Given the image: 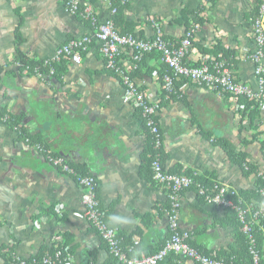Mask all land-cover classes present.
I'll return each instance as SVG.
<instances>
[{
    "label": "crops",
    "instance_id": "crops-1",
    "mask_svg": "<svg viewBox=\"0 0 264 264\" xmlns=\"http://www.w3.org/2000/svg\"><path fill=\"white\" fill-rule=\"evenodd\" d=\"M107 1L81 0L97 21L91 26L70 13L63 0H0V110L21 116L20 124L31 136L42 135L43 146L94 176L110 224L119 235L133 236L132 246L138 240L135 251L146 256L169 238L168 191L142 173L148 165L145 153L150 135L135 106L125 98L121 77L106 68L97 44L82 54L80 63L65 58L69 61L62 63L65 71L60 80L42 78L18 62L19 49L44 61L70 40L92 36L98 24L110 17ZM201 6L209 5L206 0H132L126 14L131 21L143 22L136 30L142 38L154 34L148 21L157 18L165 35L180 41L186 32L177 23L180 11ZM250 10L249 0H218L208 8L186 62L226 60L238 82L258 89L250 57L256 48L253 23L246 19ZM219 42L235 55L223 59L203 52ZM132 60V55H122L123 65ZM164 66L161 59L151 63L158 72ZM148 69L144 66L135 80L153 102L160 103L157 119L165 168L213 174V180L236 192L255 190L261 176L245 175L217 142L229 140L263 172L264 113L257 115L253 109L245 113L235 96L219 95L186 79L176 80L174 99H169L162 81L154 73L149 76ZM84 192L75 178L48 162L35 145L20 138L18 127L13 129L3 118L0 264H8L9 255L12 260L14 256L36 259L40 264L56 248L72 255V264H110L106 242L85 217ZM182 202L181 226L190 232L198 250L216 255L236 244L228 208L205 201L196 189L186 191ZM162 264L197 263L171 254Z\"/></svg>",
    "mask_w": 264,
    "mask_h": 264
},
{
    "label": "built area",
    "instance_id": "built-area-1",
    "mask_svg": "<svg viewBox=\"0 0 264 264\" xmlns=\"http://www.w3.org/2000/svg\"><path fill=\"white\" fill-rule=\"evenodd\" d=\"M125 2V1H124ZM66 9L76 14L81 7L80 0H64ZM116 13V9L113 10ZM86 18H91L93 24L97 21L91 12H86ZM154 34L148 38H140L134 35H121L115 28V22L109 17L105 22L100 23L96 40L101 54L103 55L106 68L117 76L125 88V98L131 101L136 109L141 110L145 119V126L152 140V153L150 154L151 169L153 180L157 186L165 187L168 191L169 207L167 217L169 220V238L165 244L155 253L148 256H137L135 246L124 248L123 239L119 235L117 227L112 226L106 220V212L101 206L97 193V183L93 175L81 174L77 168L70 164L63 156L54 154L49 148L41 144L35 147L41 152L45 159L63 173L71 176L84 188L83 205L85 217L91 226L106 242L112 256L116 259V264H162L171 254L182 256L197 264H236L234 261L218 260L209 256L196 247L191 245V234L181 226L180 216L183 205V194L196 188L197 194L205 201L223 206L225 208L233 207L239 216L243 225L242 230L250 243V250L254 256L253 264H259V253L255 247L256 240L253 234L254 224L258 218L264 217V207L250 216L249 211L236 205L229 194L235 195V191L225 185H216L208 188L197 183L194 176L191 177L183 171L181 174L172 173L165 168L163 163V133L160 122L158 121V112L160 103L153 102L147 93L132 77V71L138 69V63L142 57L156 51L161 55V60L171 70L172 74L164 76V89L168 94L175 93V81L186 79L202 87L216 92L219 95L231 94L233 96H244L259 103L261 112L264 113V2L261 5L259 15L253 24L254 39L256 49L251 54V60L255 63V72L258 78V89H253L247 85L238 82L229 68L226 60L212 61L209 58L203 59L200 65L192 66L186 62L187 54L192 47V42L196 29L192 28L185 32L180 43H174L165 38L162 27L154 23ZM93 43L90 35L72 39L67 44L60 47L55 55L46 58L45 64L51 66L50 74H55L54 64L59 63L65 58H70L74 62L80 63L82 54L88 52ZM126 55H132V63L123 65L121 58L123 52ZM35 73L42 78L45 76L39 68ZM158 76V72H154ZM7 118L4 121L7 122ZM264 179V171L259 174ZM264 195V189L261 190ZM57 249V250H56ZM53 253H47L40 264H72L73 256L65 254L60 248H56ZM60 249V250H59ZM36 259H20L13 257L11 264H38Z\"/></svg>",
    "mask_w": 264,
    "mask_h": 264
},
{
    "label": "trees",
    "instance_id": "trees-1",
    "mask_svg": "<svg viewBox=\"0 0 264 264\" xmlns=\"http://www.w3.org/2000/svg\"><path fill=\"white\" fill-rule=\"evenodd\" d=\"M125 1V2H124ZM251 1V10L246 14V19L253 23L255 22L256 18L259 15V11L261 8V5L263 4L264 0H249ZM132 0H108L107 3L109 4V9L108 12L110 14V17L113 19V21L116 24V28L120 31L121 34L127 35V34H136L137 27L139 25H142L143 22H134L129 20L126 12L129 10L131 6ZM209 6H201L195 10H191L189 8H183L178 16L177 23L184 26L186 31L190 30L192 28H195L196 26H201L204 24L205 19L202 18L203 13L208 9L214 7V5L218 2V0H206ZM116 9V13H113V10ZM84 22L87 24H90L93 26V21L91 18H86L85 14V8L80 7L79 12L77 13ZM207 20V19H206ZM208 21V20H207ZM24 18L21 15L20 16V22L17 28V43L20 46L23 42L22 34H21V27L23 25ZM154 22L160 23V20L157 18H153L152 20L148 21V24H153ZM146 23V22H145ZM145 38V37H143ZM165 38L169 41L179 43L181 41L178 40H173L169 39L166 35ZM256 45V42H255ZM205 54H212L215 56V58H218L221 56V58L225 59L228 58L230 59L232 56L235 55V52L232 50L227 49L221 42L217 43L212 50H203ZM252 53V52H251ZM161 59V55L159 53H151L147 54L144 56L143 61L141 62L139 69L132 74L133 79L138 77L140 75V70L144 66H148V75L151 76L154 72L155 67H151V63L155 60ZM69 59H63L59 63L54 64V68L56 70L55 74L51 75L50 74V69L51 66H48L45 64V61L43 60H37L36 58H32L29 56H26L23 54L20 49H19V58L18 62L23 65V68L28 70L31 73H35V70L39 68L40 72L45 76V78L49 80H60L63 71H65V68L62 67V63L68 62ZM233 62V60H231ZM236 63V62H235ZM199 65V64H196ZM166 74H172L171 70L168 68L167 65L162 67L160 71L158 72V79L162 81L163 87H164V76ZM175 81V85H176ZM166 92V90L164 89ZM211 91V90H210ZM216 93V92H215ZM169 96V99H174V94H168L166 92L165 97ZM231 95V94H229ZM233 96V95H232ZM236 98L240 99L239 104L243 105L245 109V113H248L253 109L254 113L258 115L260 113V108H259V103L256 100H251L247 97L244 96H235ZM168 101V100H167ZM137 113L139 117L143 119L145 122L144 118L142 117L141 110L137 109ZM3 118H7V123L9 126H11L13 129H16L17 127L19 128V134L20 138L24 140H28L30 144L36 145L38 143L44 144L42 141V135H37V136H31L26 129L20 124L22 121L21 116H15L14 114L10 113L8 110H0V121ZM149 147L146 150L145 153V159L146 162H148V165L146 166L145 170L142 172L145 174V177L148 180H151L154 184L153 180V172L151 169V161L152 158L150 154L152 153V140L151 137L149 136L148 139ZM217 145L220 146L228 155L230 160L235 163L236 165L240 166L242 170L244 171L245 175H258L260 174V169H258L257 165L250 163L248 159V153L247 152H240L237 150V147L230 142L229 140L226 139H221L217 142ZM263 149H264V144H263ZM77 170L84 175H91L85 171L83 167H77ZM184 170L182 169H177L175 171H172V173L176 174H181ZM186 174L195 178L197 183H201L205 187L208 188H213L216 185H218V181L213 180V174L207 173L204 175H195L193 171H186ZM192 189H196L195 187ZM264 189V179L259 177V181L257 184V188L255 190H239L235 191V195L229 194L230 198H232L236 205H239L243 209H246L249 211L250 216H252L255 212L260 210L262 207H264V195L261 193V190ZM98 190V188H97ZM98 193V192H97ZM228 218L230 219L229 225L232 226L235 230V239H236V244L231 247L229 251H221L219 253L212 254L208 252H203L209 256H212L218 260H226L228 262L234 261L236 264H253L254 262V256L251 253L250 250V243L248 241L247 236L244 234L242 230V223L239 219L237 211L231 207L228 208ZM106 212V220L110 224V219H109V214L107 211ZM253 234L256 240L255 247L259 253V264H264V217H260L257 219V221L254 224L253 228ZM121 238L124 240L123 241V246L124 248H128L132 244V238L128 237L126 235H120ZM192 246H194L191 243ZM132 246V245H131ZM136 246V245H134ZM195 247V246H194ZM136 255H138V252L135 251ZM154 253V252H153ZM65 254H68L65 251ZM152 254V253H151ZM148 254V255H151ZM174 254V253H173ZM146 255V256H148ZM8 264H11L12 262V257L9 255ZM145 256V255H144ZM141 257V256H140ZM110 264H116V259L114 256H112V260Z\"/></svg>",
    "mask_w": 264,
    "mask_h": 264
},
{
    "label": "rangeland",
    "instance_id": "rangeland-1",
    "mask_svg": "<svg viewBox=\"0 0 264 264\" xmlns=\"http://www.w3.org/2000/svg\"><path fill=\"white\" fill-rule=\"evenodd\" d=\"M80 1H81V0H80ZM139 1L141 2L142 0H139ZM63 3H64V0H63ZM64 5H65V4H64ZM81 6H82V5H81ZM70 13H71V12H70ZM72 14H73V13H72ZM74 15H78V14L76 13V14H74ZM154 23H157V22H154ZM154 23H153V24H154ZM157 24H159V25L162 27V24H161V23H157ZM99 25H100V24H98V29H97V30L94 32V34L92 35L93 43H92V45L90 46L89 50L91 49V47H92L93 45H95V44L99 45V44H98V41L96 40V34L98 35V33L100 32V31H98V30H99ZM199 27H200V26H199ZM115 28H116V24H115ZM162 29H163V27H162ZM197 29H198V28H197ZM197 29H196V30H197ZM116 30L120 33V31H119L117 28H116ZM163 32H164V30H163ZM120 34H121V33H120ZM121 35H123V34H121ZM127 35H134V36H138V37L141 38V36H139V35H137V34H127ZM164 36H165V32H164ZM194 38H195V35H194ZM182 39H183V38H182ZM182 39H181V41H182ZM181 41H180V42H181ZM193 41H194V39H193ZM180 42H179V43H180ZM174 43H175V42H174ZM192 45H193V42H192ZM190 49H191V48H190ZM255 49H256V48H255ZM89 50H88V51H89ZM126 51H127V50H125V51L123 52V54H124ZM189 51H190V50H189ZM254 51H255V50H254ZM254 51H253V52H254ZM253 52H252V53H253ZM151 53H156V51L151 52ZM151 53H147V54H151ZM252 53H251V54H252ZM54 55H55V54H54ZM54 55H53V56H54ZM250 57H251V56H250ZM50 58H51V57H50ZM143 58H144V56L142 57L141 61L138 63L139 66H140L141 62L143 61ZM132 59H133V58H132ZM186 59H187V58H186ZM133 60H134V59H133ZM133 60H132L130 63H132ZM202 61H203V60H202ZM200 64H201V63H200ZM200 64H199V65H200ZM192 66H198V65H192ZM138 68H139V67H138ZM135 70H137V69H135ZM135 70H134V71H135ZM132 72H133V71H132ZM260 111H261V110H260Z\"/></svg>",
    "mask_w": 264,
    "mask_h": 264
}]
</instances>
